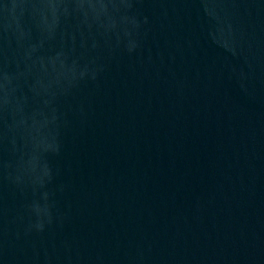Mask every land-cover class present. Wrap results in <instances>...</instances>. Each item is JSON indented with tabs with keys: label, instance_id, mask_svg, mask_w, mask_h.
<instances>
[{
	"label": "water",
	"instance_id": "95a60500",
	"mask_svg": "<svg viewBox=\"0 0 264 264\" xmlns=\"http://www.w3.org/2000/svg\"><path fill=\"white\" fill-rule=\"evenodd\" d=\"M0 264H264V0H0Z\"/></svg>",
	"mask_w": 264,
	"mask_h": 264
}]
</instances>
